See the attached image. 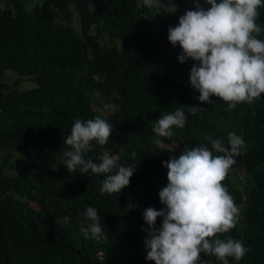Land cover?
Masks as SVG:
<instances>
[{
  "label": "trees",
  "instance_id": "1",
  "mask_svg": "<svg viewBox=\"0 0 264 264\" xmlns=\"http://www.w3.org/2000/svg\"><path fill=\"white\" fill-rule=\"evenodd\" d=\"M29 2L0 0V264H154L146 259L143 211L165 207L163 162L207 144L206 135L227 145L229 132L246 144L224 181L241 218L221 238L248 249L229 264H264V94L235 109L218 97L199 101L190 84L196 62L181 64L182 49L168 40L169 27L195 10L194 0H157L152 8L137 0H92L96 12L91 0ZM161 3L176 11L165 12ZM259 12L264 27V8ZM23 82L34 86L19 88ZM105 103L116 110L104 112ZM181 106L204 110H185V127L173 128L157 148L153 122ZM102 114L113 134L103 147L94 143L86 158L97 160L108 149L118 164L138 163L120 194L102 195L104 176L71 174L61 164L74 121ZM129 203L138 207L128 210ZM90 206L107 239L90 232L86 238ZM201 259L221 264L203 253Z\"/></svg>",
  "mask_w": 264,
  "mask_h": 264
},
{
  "label": "clouds",
  "instance_id": "2",
  "mask_svg": "<svg viewBox=\"0 0 264 264\" xmlns=\"http://www.w3.org/2000/svg\"><path fill=\"white\" fill-rule=\"evenodd\" d=\"M194 0L195 10H187L179 17L178 25L169 27L168 40L182 53L181 64L196 62L190 70V84L198 93L199 101L211 104L218 97L235 109L237 104H252L264 94V27L257 21L264 0ZM157 0H137V6L152 8ZM165 12L168 7L165 6ZM90 10L96 12L92 0ZM196 98V97H194ZM117 106L105 103L103 111L116 110ZM196 115L203 111L197 106H181L161 115L153 122L157 148L165 147L173 128H184L185 113ZM114 127L102 115L94 119H76L70 135L62 144L69 150L63 152L61 164L69 173L102 175L101 194H120L130 185L137 164H118L119 155L105 149L97 160L86 154L94 151L93 144H108ZM207 144L195 148L185 147L179 156L172 155L163 166L167 169L168 183L159 191L165 207L157 210L148 207L143 211L147 225L144 245L146 259L154 264H209L201 254L214 256L221 264H229V258L241 261L248 249L240 240L224 234L234 229L241 218L240 206L235 203L224 183L235 157L245 148V140L235 132L227 135V145L210 135L204 137ZM210 145V147H209ZM133 160L136 154H132ZM138 207L129 203L127 209ZM91 223L88 232L96 239H107L98 211L88 207L84 213ZM162 218V225L157 221Z\"/></svg>",
  "mask_w": 264,
  "mask_h": 264
},
{
  "label": "rangeland",
  "instance_id": "3",
  "mask_svg": "<svg viewBox=\"0 0 264 264\" xmlns=\"http://www.w3.org/2000/svg\"><path fill=\"white\" fill-rule=\"evenodd\" d=\"M38 2H39V0H30L29 5L33 6L35 3H38ZM200 2H201V6H203V7H205V6L207 5V4L204 2V0H202V1H200ZM193 5H195V4L193 3ZM74 26L77 27V22H74ZM32 86H34V84L31 83V82H23V83L19 86V88H30V87H32Z\"/></svg>",
  "mask_w": 264,
  "mask_h": 264
}]
</instances>
